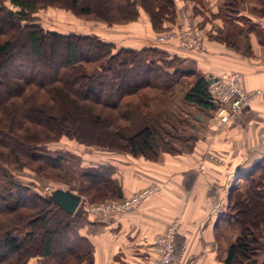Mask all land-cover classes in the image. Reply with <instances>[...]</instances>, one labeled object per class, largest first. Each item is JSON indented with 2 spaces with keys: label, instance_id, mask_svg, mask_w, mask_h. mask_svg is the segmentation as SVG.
Segmentation results:
<instances>
[{
  "label": "trees",
  "instance_id": "trees-1",
  "mask_svg": "<svg viewBox=\"0 0 264 264\" xmlns=\"http://www.w3.org/2000/svg\"><path fill=\"white\" fill-rule=\"evenodd\" d=\"M244 2L224 0L223 7L236 13ZM47 7L110 26L130 25L144 14L156 36L181 20L176 0H0V264H93V243L81 233L87 204L124 199L111 164L81 169L74 187L66 179V156L42 147L67 138L151 160L175 139L190 149L194 138L182 139L186 129L179 126L188 125L184 113L150 112L152 97L174 96L188 76L195 78L185 102L218 109L207 78L180 67L178 55L155 45H119L96 33L46 30L34 14ZM252 13L264 15V5ZM136 111L146 123L126 134ZM22 171L87 198V204L67 211L52 192L20 179L16 172ZM218 222L239 229L225 264H264V161L238 174Z\"/></svg>",
  "mask_w": 264,
  "mask_h": 264
},
{
  "label": "crops",
  "instance_id": "crops-1",
  "mask_svg": "<svg viewBox=\"0 0 264 264\" xmlns=\"http://www.w3.org/2000/svg\"><path fill=\"white\" fill-rule=\"evenodd\" d=\"M219 1L204 0L200 4L212 9L213 20L204 15L202 7L200 12L193 11L205 36L203 50L158 42L144 14L127 24L134 28L133 36L119 31L111 37L123 46L155 45L165 49L191 62L194 66L191 68L207 80L224 72H236L245 90L261 89L262 93L223 124L214 112L202 111L194 105L178 102L173 108L170 106L169 111L187 116L188 125L179 126L192 132L190 149L185 141L175 139L171 147L160 150L156 160L102 148L94 150L97 154L83 157L86 166L114 167L113 176L121 185L124 200L145 189L150 191L126 212L88 211L81 233L93 243V264H151L155 238L175 219H179V227L171 264H225L227 248L239 234V229L218 222L227 211L229 189L238 174L259 160L264 161V15L252 13L254 7H261L264 2L255 0V6H249L256 24L245 27L241 19L230 15L223 19V25L215 24L219 18L214 9ZM176 2L179 11L185 6L193 7L189 0ZM223 2L220 9L225 11ZM242 12L239 16H247L246 11ZM191 109H197L196 123L189 117ZM181 134L183 139L185 131ZM262 256L264 260V248ZM28 264H37V260Z\"/></svg>",
  "mask_w": 264,
  "mask_h": 264
},
{
  "label": "rangeland",
  "instance_id": "rangeland-1",
  "mask_svg": "<svg viewBox=\"0 0 264 264\" xmlns=\"http://www.w3.org/2000/svg\"><path fill=\"white\" fill-rule=\"evenodd\" d=\"M262 1L264 2V0H256L257 3H261ZM254 2H255V0H251V2H250V0L249 1L245 0V2L241 5L239 12L230 13L229 11H223L222 9H220V5L222 3V0H220L218 3L219 8L217 5L214 9L218 12L216 14V16H218V18H219V19H216L217 21L215 20L216 21L215 24L220 23L223 25V19L228 18L227 17L228 15L241 19L240 23H242L245 27L247 25L251 26V25L256 24L255 21L252 19L250 12L248 11L249 6H251V5L255 6ZM191 4L193 5L192 9L191 8L188 9V6H185V8L181 10V12L183 10L189 11L191 14V18L194 22H197V20L194 16L193 11L195 13L198 11L200 12V10H202L201 7L204 9V11H205L204 15L208 19H212V20L214 19L213 15H211V13H210V12H212V9L204 8V6L200 5V4L195 5V3H193V2ZM256 6H259V5H256ZM241 11H243L242 12L243 14L246 11L247 16L246 15L239 16ZM34 16H35L34 22L41 24L42 26H44L46 28V30L51 29V30H58V31H62V32H70V31L74 32L75 31L78 33H96V34L102 35L103 37H105L109 40H113L111 37H114V35L117 34L119 31L125 32L128 35V37L133 36L132 32L134 31V28L130 27L129 25H123V26L105 25L102 23H97V22H94L91 20H86L84 18L77 17V16L73 15V13H71L70 11H67V10L61 9V8H57V7H47V8L41 9L38 12H36L34 14ZM250 16H251V18H250ZM156 37H158V36H156ZM172 54H170V56H172ZM179 66L182 68H186V69L194 67L191 62L184 61L183 58H181V62L179 64ZM194 78H195L194 76L186 77L183 85L177 89L175 95L172 97H169V98L164 97V96L152 97L151 98L152 109L150 110L151 114H153L152 110H154V114L157 111H160V113H161V110H163L162 108H164V111L165 110L169 111V107L172 106V108H173L174 103H178V102L181 103L182 102L185 105H187V103L184 100L185 91L188 89V87L190 86V83L193 81ZM190 105H192V104H190ZM165 108H167V109H165ZM196 113H197V109H191V113H190L189 117L193 119L194 123L197 122V114ZM149 117H150V114H149ZM144 120H146V117H144V115L141 114L140 112L136 111V113L133 116L132 125H130L127 129H123V132L126 134L134 133V131L139 126L144 125V123H146ZM185 136L186 137L188 136V138H193L192 132L185 131ZM41 149L44 152H48L51 154H59V155L66 156L67 161L65 164H66V166H69L68 168H70V170H71V172L66 175V179L68 182L70 181L72 186L75 187L78 185L77 173L79 171H81V169L90 166V165L86 166L83 164V157L85 158V156H88V154L90 156L97 154L98 151H94V150H98L101 148L94 147V146L93 147L92 146H85L83 144H79V142L77 143L76 141L68 140L67 138H62L60 141L49 143V144H47V146H44ZM16 175L25 182H31V181L34 182L35 187L44 193H51V192L53 193L56 186H58L57 184H54L53 182L52 183L46 182V180L36 176L35 174L30 173L29 171L16 172ZM82 198H83L82 201H85V203H86L88 199L87 198L84 199V197H82ZM231 228L234 230L238 229L237 226H232ZM259 258L262 260V258H263L262 253H261Z\"/></svg>",
  "mask_w": 264,
  "mask_h": 264
},
{
  "label": "built area",
  "instance_id": "built-area-1",
  "mask_svg": "<svg viewBox=\"0 0 264 264\" xmlns=\"http://www.w3.org/2000/svg\"><path fill=\"white\" fill-rule=\"evenodd\" d=\"M201 27L191 18L187 10L181 12L179 24L168 31L158 34L159 42H174V44L188 49L203 50L205 38ZM209 93L218 104L215 112L220 124L228 122L237 112L249 106L261 93V89L245 90L240 82V75L236 72H224L212 80L209 84ZM149 189L134 194L131 198L123 200H108L104 202H88V211L91 214H106L126 212L131 210L145 195ZM179 227V219H175L167 226L166 230L159 234L153 243L154 260L151 264H171L175 258L176 234Z\"/></svg>",
  "mask_w": 264,
  "mask_h": 264
},
{
  "label": "water",
  "instance_id": "water-1",
  "mask_svg": "<svg viewBox=\"0 0 264 264\" xmlns=\"http://www.w3.org/2000/svg\"><path fill=\"white\" fill-rule=\"evenodd\" d=\"M12 13L13 11L10 10V14ZM211 80L212 78L207 80L208 84H210ZM53 199L59 206L74 213L82 201V196L71 190L58 188L53 192Z\"/></svg>",
  "mask_w": 264,
  "mask_h": 264
}]
</instances>
